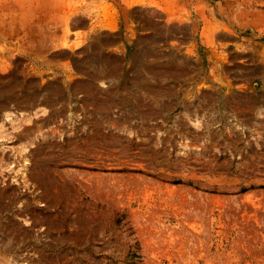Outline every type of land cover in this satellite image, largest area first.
<instances>
[{"label":"rangeland","instance_id":"rangeland-1","mask_svg":"<svg viewBox=\"0 0 264 264\" xmlns=\"http://www.w3.org/2000/svg\"><path fill=\"white\" fill-rule=\"evenodd\" d=\"M0 264H264V0H0Z\"/></svg>","mask_w":264,"mask_h":264}]
</instances>
